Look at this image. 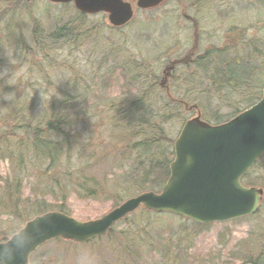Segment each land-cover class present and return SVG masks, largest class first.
<instances>
[{
  "label": "rangeland",
  "instance_id": "1",
  "mask_svg": "<svg viewBox=\"0 0 264 264\" xmlns=\"http://www.w3.org/2000/svg\"><path fill=\"white\" fill-rule=\"evenodd\" d=\"M129 1L135 8L136 0ZM21 8L19 13L17 12V19L23 26L22 32L16 35L11 32L8 38L4 35L0 41V78H8L4 85L11 87L4 96L32 94L42 97L45 91L51 92L57 87L47 84L49 80L40 75L41 69L32 62V56L26 57L20 52L23 48L22 40L29 41L36 17L41 19L43 26L48 29L67 23L80 12L72 3L57 5L48 0H28ZM135 10L136 17L131 24L121 29L111 26L107 14L89 16L86 24L98 30L86 35L84 47L79 52L74 48L69 49L72 52L68 58L70 71L86 74L88 84L94 88L86 103L92 112L90 117L92 124L84 130V123L78 116L80 120L78 132L84 136L96 137L93 142L95 144L101 143L104 138L107 139L106 136L110 132L104 122L96 118L100 116L109 120L116 115L121 102H125L129 97L124 95L128 91L125 84L127 80L125 77L129 75L128 65L144 66L146 72L155 73L160 82L163 70L170 61L185 56L197 42L199 47L195 58L207 51H215L220 46L240 43L243 40L256 41L260 46L264 43V0H169L154 10L145 11L137 8ZM188 16L191 19H188ZM3 29L0 27L2 36L5 34ZM238 49L232 50L229 54L232 56L243 51L241 48ZM99 57L106 59L102 60L103 62L96 60ZM76 58L84 59L82 65L86 66L83 68L80 64L74 63ZM100 65L102 69L94 75L93 72ZM187 66L178 65L174 78L169 81L170 90L161 88L163 92L158 93L170 101L173 111L180 112L177 119L165 126L168 137L174 140L178 137L184 122L197 116L199 112L211 122H224L234 115L237 108H246L247 105L248 95L241 96L242 94L238 92L220 101L218 97L209 99V95L202 90L191 91L192 86L187 87L184 79L193 70V65L189 69ZM65 77L68 76L61 75L54 81ZM96 82L98 85L101 83L108 85L107 92H100L95 88ZM201 82L204 81L200 79L198 84ZM12 85L15 87L12 88ZM2 91L3 89H0V94H3ZM194 97L201 105L200 108L191 103ZM25 100L27 103L30 101L28 97ZM112 102L116 104L115 108L110 105ZM8 105L0 103V118L6 113ZM78 111L79 109L74 110V117H77ZM100 111L105 112H101V115ZM95 124L98 129H95ZM30 139L31 137L24 140ZM17 143V139L11 136L10 127L0 119V233L8 236L24 222L13 214L11 195L4 190L8 181L13 177H23L21 200L29 199L30 202L34 201L37 192L43 193L50 185L48 182L42 184L37 182V168L22 164L15 166L12 156L15 157L13 151H16ZM79 149L81 146L73 153L75 157ZM89 152L90 150L86 153L87 157L90 156ZM134 155L135 153L125 151L119 156L102 157L97 162L91 160L88 165L83 164V159H77L75 161L77 167L73 169L77 170L82 167L81 165L86 167L91 165L93 171L89 169L87 174H95L106 182L107 179L117 180L125 169L129 168L124 163L132 162L131 160L126 162L125 159L129 157L133 159ZM114 182L116 181L110 184ZM244 182L248 186L255 185L264 189V155L250 169ZM126 193L119 197L116 194L99 193L96 197L84 198L80 196L79 191L69 189L68 212L82 221L101 218L124 200L140 192L128 195ZM48 197L54 201L52 195ZM142 208L144 207L141 206L130 214L128 221L118 222L113 228L118 233L122 230L125 232L128 227L133 229V238L135 235L138 238L135 242V239L131 241L129 250L126 248L127 244L121 247L123 241L119 240L114 244L109 238L91 244L52 240L35 251L30 258V264H243L252 261L264 264V196L260 210L256 214L228 222L216 221L205 226H192L191 222L179 218L180 216L173 212L147 217L141 213ZM131 222L132 224H129ZM142 230H145V233L138 234ZM176 237L180 238L179 242L175 240ZM117 247H120L121 252L130 251L131 254L118 255L115 251Z\"/></svg>",
  "mask_w": 264,
  "mask_h": 264
},
{
  "label": "trees",
  "instance_id": "2",
  "mask_svg": "<svg viewBox=\"0 0 264 264\" xmlns=\"http://www.w3.org/2000/svg\"><path fill=\"white\" fill-rule=\"evenodd\" d=\"M27 1L0 0V27H3L5 32L3 36L0 35V41L3 40L4 35L8 38L11 32L15 35L22 32L23 26L17 19V12L19 13L22 9L21 6ZM88 17L86 14L78 13L67 23L48 29L43 26L41 19L36 17L29 41L22 40L23 48L20 52L26 57L32 56V62L41 69L40 75L49 80L48 85L56 86V89L51 92L45 91L42 97H36L30 93L31 95L11 96L12 99L9 100L4 96L8 88L11 89L10 85H4V81L8 78H0V89H3V94H0V103L9 104L6 106V113L2 114L0 119L10 127L11 136L18 141L17 149L13 151L16 158L11 155L14 158L15 166L18 167L19 164H22L26 167L37 168V182L50 184L43 193L37 192L34 201L30 202L29 199L21 200L23 177H13L11 181H8L4 190L6 189L5 192L11 195L10 203L14 207L13 214L24 222L13 229L9 236L1 232L0 238L2 239L0 240L2 241L9 240L12 234L19 231L28 220L36 215L56 210L71 215L67 208L69 189L79 191L80 196L84 198L96 197L99 193L116 194L119 197L124 192H127L126 195L146 191L158 193L169 179L170 164L175 156V140L168 137L165 126L177 119L180 112L173 111L170 101L158 94L163 92V88L158 82L156 74L146 72L144 66L130 67L128 65L127 68L125 65L129 75L125 77L128 91L124 95L129 97L125 102H121L116 115L110 117L109 120L100 116L96 118L101 119L106 129L110 130L106 136L108 140L104 138L101 143L95 144L93 142L96 137L84 136L83 133L78 132L80 120L84 123V130H87L88 125L92 124L90 119L92 112L86 103L94 88L88 84L86 74L70 71L68 58L72 53L69 49L74 48L79 52L84 47L86 35L98 30V28L86 24ZM121 28L123 27L116 29ZM238 48L243 51L232 56L229 54L232 50L237 49L238 51ZM98 59L102 61L106 58L99 57L96 60ZM83 60L76 58L74 63H78L84 68L86 65H82ZM192 65L193 70L184 79L185 84L187 87L192 86L191 91L202 90L206 95H209V99L218 97L220 101H223L238 92L242 94L241 96L248 95L246 97V108H248L256 104L262 96L264 43L260 46L256 41L243 40L240 43L220 46L215 51L210 50L204 55L198 56L194 62L185 64L187 69ZM101 69L102 65L93 72L94 75ZM61 75L68 77L58 80L61 83L57 84L58 81H54V79ZM173 78L172 76L170 81ZM200 79L204 82L198 84ZM95 85V88L100 92H107L109 88L104 83L98 85L96 82ZM14 87L12 85V88ZM26 97L30 100L28 103L25 100ZM191 100L195 107L200 108L201 105L197 103L196 97ZM110 105L114 107L116 104L112 102ZM177 106L176 108L179 107ZM246 108H237V111L229 119ZM75 109H79L77 117L73 115ZM203 118L211 122L208 117L205 118V115ZM118 128L120 130H117ZM95 129H98L96 124ZM30 137V140H24ZM79 146L81 149L77 151L75 157L73 153ZM89 150L90 156L87 157L86 153ZM125 151H129L131 154L135 153V155L133 159L130 157L125 159L126 162L127 160L132 162L124 163L129 168L125 169L117 180L107 179L108 182H106L95 174H87L86 172L92 168L91 165L88 167L81 165L82 167L74 170L77 167L75 164L77 159H83V164L88 165L91 160L97 162L102 157L119 156ZM101 154L104 155L100 156ZM112 181L116 182L110 184ZM113 189L116 190L113 191ZM48 195H52L54 201L49 200ZM142 209L141 213L146 214L147 217L159 215L149 209ZM128 216L119 222L128 221ZM179 218L191 222L192 226L210 224L204 225L185 217ZM113 228L106 236L92 239L88 244L98 243L103 238H109V241L114 244H117L119 240L123 241L121 247L127 244L126 248L129 250L131 241L135 239V242L138 238L136 235L133 238V229L128 227L125 232L122 230L118 233ZM143 233L145 230L139 231L138 234ZM124 238L126 239L124 240ZM57 240L63 241L60 238ZM175 240L179 242L180 238L176 237ZM115 251L118 255L131 254L130 251L121 252L120 247H117ZM253 262L261 264L257 261L251 263Z\"/></svg>",
  "mask_w": 264,
  "mask_h": 264
},
{
  "label": "water",
  "instance_id": "3",
  "mask_svg": "<svg viewBox=\"0 0 264 264\" xmlns=\"http://www.w3.org/2000/svg\"><path fill=\"white\" fill-rule=\"evenodd\" d=\"M74 6L84 14L107 13L112 26L133 19L134 5L126 0H49ZM165 0H137L150 9ZM175 61L164 68L162 86ZM170 176L158 193L146 191L128 198L101 218L78 220L68 213L47 211L27 221L8 241H0V264H30L38 247L62 238L76 243L107 235L118 221L143 206L154 212H173L198 223L228 221L257 211L263 189L240 181L264 153V86L258 102L224 124H210L202 115L189 119L174 144ZM252 264V263H245ZM254 264V263H253Z\"/></svg>",
  "mask_w": 264,
  "mask_h": 264
},
{
  "label": "flooded vegetation",
  "instance_id": "4",
  "mask_svg": "<svg viewBox=\"0 0 264 264\" xmlns=\"http://www.w3.org/2000/svg\"><path fill=\"white\" fill-rule=\"evenodd\" d=\"M189 17V16H188ZM188 19H191L190 17L188 18ZM198 41V40H197ZM199 45V42H197L193 47V49L191 50V51H189L185 56H183L182 58H175V60H172V61H170V63H173V62H175V61H180L179 63H177V64H187V63H192V62H194L195 61V54H196V52L198 51V46ZM177 64H176V66H177ZM175 71H176V67L174 68V71H173V73H175ZM172 73V74H173Z\"/></svg>",
  "mask_w": 264,
  "mask_h": 264
},
{
  "label": "clouds",
  "instance_id": "5",
  "mask_svg": "<svg viewBox=\"0 0 264 264\" xmlns=\"http://www.w3.org/2000/svg\"><path fill=\"white\" fill-rule=\"evenodd\" d=\"M5 98H6V99H9V100H10V99H12V97H11V96H7V97H5Z\"/></svg>",
  "mask_w": 264,
  "mask_h": 264
}]
</instances>
